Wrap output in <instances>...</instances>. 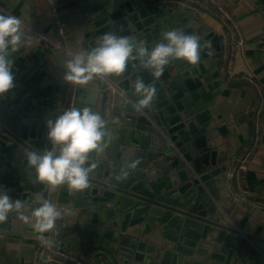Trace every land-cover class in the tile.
Returning a JSON list of instances; mask_svg holds the SVG:
<instances>
[{
    "label": "water",
    "instance_id": "1",
    "mask_svg": "<svg viewBox=\"0 0 264 264\" xmlns=\"http://www.w3.org/2000/svg\"><path fill=\"white\" fill-rule=\"evenodd\" d=\"M56 3L60 11L88 7L84 11L88 21L83 51L95 47L98 37L108 32L132 42L144 40L151 46L170 30L156 19L160 9L137 3L127 2L112 10H104L99 0ZM93 3L97 4L90 6ZM6 9L7 4L0 0V12L8 14ZM12 14L16 16L17 11ZM185 34L197 35L204 46L197 65L175 60L154 79L137 61H130L124 73L108 79L124 93L117 108H125L128 125L117 128L108 123L107 82L100 81L95 89L77 88L78 104L97 107L102 95L100 114L108 135L104 152L92 154L96 167L89 187L69 191L67 210L94 209L93 223L114 229H108L105 236L115 239L114 260L120 259L122 264L144 263L146 257L153 259V264H264V238L244 233L245 222L235 226L211 220L212 215L222 213L214 178L227 170L220 164L213 141L225 133L226 126L212 127L207 112L196 104L200 80L195 75L204 71L203 61L211 54L205 46V34L191 30ZM214 40L219 52V40ZM25 51L22 48L13 53L15 87L0 97V191L7 190L26 206H39L42 199L54 203L52 191L62 185L49 190L41 182L28 183V174L36 173L28 167L26 153H43L52 147L44 125L32 114V89L46 76L42 70L46 55L64 71L67 57L65 49ZM136 79L156 88L154 101L142 112L132 108L137 96L131 82ZM15 220L19 219L13 213L0 223V234L10 231ZM146 222L161 226L162 246L156 248L128 234L129 228Z\"/></svg>",
    "mask_w": 264,
    "mask_h": 264
},
{
    "label": "crops",
    "instance_id": "2",
    "mask_svg": "<svg viewBox=\"0 0 264 264\" xmlns=\"http://www.w3.org/2000/svg\"><path fill=\"white\" fill-rule=\"evenodd\" d=\"M1 1L7 4L8 14L13 15V11L16 10V17L22 21L21 31L24 33V37L18 51L25 48V52H32L38 47H51L54 51L65 49L67 60L71 59V56L68 55L69 52L83 51V41L87 35L85 25L88 21L84 11L88 7L60 11L62 20L67 23V29L65 35L59 37L52 29L53 23L47 0ZM99 1L104 4V10L123 7L127 2L137 3L142 7L149 6L152 9H160L156 19L162 25L168 26L170 30L180 29L184 32L191 30L205 34V46L209 48L211 55L203 61L204 71H198L195 75L200 80L197 88L200 98L196 104L201 110L207 112L212 127L220 129L226 126L225 133L213 141L220 153V164L225 165L227 170L214 178L215 188L220 194V198L216 202L222 213L212 215L211 220L224 225L232 223L235 226L245 222L244 233L248 232L259 238H264V209L248 204H236L229 197L232 190L229 160L238 155L243 146L250 141L254 127L253 114L261 101L264 104V94L261 100L253 85L244 81L229 80L220 73L221 48L217 52L214 43V39L218 38L221 47L220 23L212 15L196 20L188 10H166L157 0ZM224 1L237 17L248 42L246 54L237 57V69L239 72L255 76L264 91V4L261 0ZM96 4L93 3L90 6ZM43 33H50L53 38L60 41L63 47L55 46L53 42L45 39ZM43 60L45 65L42 70L46 76L40 83L33 85V97L30 103L32 114L44 125L45 132H47V120H55L64 112V99L70 86H77V88L85 86L95 89L98 88L100 81L102 83L105 81L94 79L86 84L67 83L63 80L64 70L53 62L49 55H46ZM101 101L102 95L99 97L97 107L78 104V109L82 110L88 107L92 111L100 113ZM127 116L129 115L124 107L116 108L108 123L117 128L128 125ZM116 118L119 119V123H113ZM27 179L28 183L39 182L36 179V174H28ZM244 187L258 199L264 200V124L260 148L244 178ZM52 193L54 204L60 209L67 210L70 203L67 185H62L60 190H53ZM93 212L94 209H88L87 212L81 209L68 210L67 214L61 218L59 245L75 253L102 254L107 259V263L103 264H122L120 259L114 260L115 239L105 236L106 231L112 228L93 223ZM98 212L101 217L104 216L102 210ZM25 214L30 215V212ZM258 231L259 234H256ZM161 233L162 228L159 224L149 222L128 229V234L156 248L164 243ZM40 235L31 224H26L20 219L15 220L10 231L0 234V264H31L37 247L42 243ZM43 236L48 239L52 236V230L44 233ZM143 254L147 256V253ZM152 261L153 259L147 260L146 257L144 263L131 261L130 264H153Z\"/></svg>",
    "mask_w": 264,
    "mask_h": 264
},
{
    "label": "clouds",
    "instance_id": "3",
    "mask_svg": "<svg viewBox=\"0 0 264 264\" xmlns=\"http://www.w3.org/2000/svg\"><path fill=\"white\" fill-rule=\"evenodd\" d=\"M21 26L22 21L18 17L0 12V97L15 87L11 57L18 51L24 37ZM203 47L200 37L185 34L180 29L164 32L162 39L151 46L144 40L132 42L128 37L108 32L98 37L95 47L68 53L71 59L64 64L63 80L73 84H86L94 79L107 82L109 78L124 73L130 61H137L154 79H159L172 61L184 60L190 65H197ZM131 87L137 96L132 108L137 112L149 108L156 88L143 79L131 82ZM46 123L51 149L43 153H26L27 165L35 171L36 179L49 190L61 185H67L69 191L89 187L90 174L96 167L91 162L92 154L103 153L107 146L104 118L88 107L82 110L69 108ZM113 123H119V119H114ZM67 212L48 199H42L39 206H26L25 202L14 200L7 190L0 191V223L6 222L14 213L41 234L43 243H48L43 234L51 231L56 221Z\"/></svg>",
    "mask_w": 264,
    "mask_h": 264
},
{
    "label": "built area",
    "instance_id": "4",
    "mask_svg": "<svg viewBox=\"0 0 264 264\" xmlns=\"http://www.w3.org/2000/svg\"><path fill=\"white\" fill-rule=\"evenodd\" d=\"M162 8L166 10L184 9L192 13L196 20L212 15L220 23L221 53H220V73L229 80L244 81L254 86L262 100L264 91L259 84V80L248 73L239 72L237 69V57L244 56L247 51L248 42L237 17L231 11L229 5L224 0H157ZM51 13L53 32L59 37L66 33L67 23L60 16L59 5L56 0H47ZM45 39L53 42L57 47L63 45L51 36L50 33H43ZM108 101L105 115L110 121L111 115L117 108L120 98L124 94L119 85L114 81L108 82ZM69 108H77V86H70L68 94L64 99V111ZM253 134L250 141L243 146L240 153L230 158V178L232 180V190L230 199L236 204H248L264 209V200H260L244 187V178L251 168L252 161L259 151L263 124H264V104L261 101L253 114ZM61 234V218L56 221L52 229V236L46 239L48 243H41L35 252L31 264H103L107 259L102 254L75 253L62 248L59 245ZM109 261V260H108Z\"/></svg>",
    "mask_w": 264,
    "mask_h": 264
}]
</instances>
